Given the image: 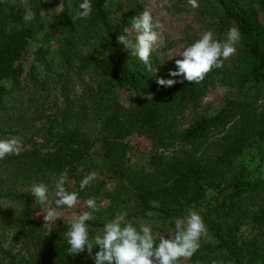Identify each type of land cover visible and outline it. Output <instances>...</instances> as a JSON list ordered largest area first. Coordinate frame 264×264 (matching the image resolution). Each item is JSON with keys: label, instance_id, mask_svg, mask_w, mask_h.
Segmentation results:
<instances>
[{"label": "trees", "instance_id": "trees-1", "mask_svg": "<svg viewBox=\"0 0 264 264\" xmlns=\"http://www.w3.org/2000/svg\"><path fill=\"white\" fill-rule=\"evenodd\" d=\"M81 2L0 0V140L17 137L24 146L0 159V264H95L94 237L117 215L137 227L158 222L162 227L152 232L171 237L176 220L191 210L202 216L207 235L181 261L264 264V0H198L194 12L214 38L223 42L231 27L241 34L230 61L199 84L170 76L175 60L154 51L157 71L147 70L118 42L143 11L137 0L120 7L91 0L92 12L82 20L76 18ZM53 5L48 25L44 12ZM28 58L43 66L44 77L36 64L25 72ZM158 78L177 83L160 86ZM216 86L232 88V97L201 111L205 93ZM123 87L133 92L131 107L119 100ZM134 135L151 144L142 165L131 162ZM93 171L97 179L80 190ZM64 172L66 189L79 193L77 215L88 210L90 197L99 206L96 219L86 222L91 255L69 251L73 217L46 224L37 217L46 206L36 203L31 186L45 183L52 199L54 178Z\"/></svg>", "mask_w": 264, "mask_h": 264}, {"label": "clouds", "instance_id": "clouds-1", "mask_svg": "<svg viewBox=\"0 0 264 264\" xmlns=\"http://www.w3.org/2000/svg\"><path fill=\"white\" fill-rule=\"evenodd\" d=\"M156 0H151L149 6L131 21L130 27L123 28V34L117 37L120 44L131 56L137 57L143 62L146 69L156 72L150 63V54L154 45L162 42L160 33L163 26L154 22L152 7ZM168 0H164L167 4ZM107 0H105V5ZM192 8L199 7L198 0H188ZM77 19L88 18L92 12L91 0H82L78 6ZM32 19L31 14L24 16L26 22ZM157 29L160 31L158 32ZM241 34L237 27H231L226 39L221 42L214 38L212 30L205 32L202 37L184 48L179 54L182 59L175 61L176 71H170L172 77H183L189 83L199 84L214 68H222L224 61L236 53V44L240 41ZM177 83L174 79L158 78L157 84L172 87ZM22 141L17 137H9L0 140V159L7 155H19L22 150ZM97 179L95 171L86 175L80 182V190H84L91 182ZM69 182L67 172L54 178V192L52 199L49 197V188L45 183L33 184L30 188L31 195L36 203L47 207L43 219L46 223H54L60 219L59 208L67 206L72 209L79 204V193L68 191L65 184ZM110 189L111 183L107 185ZM53 202L55 206L53 207ZM87 211L75 215L66 232L69 251L74 255L87 249L89 255L93 250V242L89 237L86 222L96 219L94 213L99 211L95 197L84 201ZM123 223V226H122ZM207 235V228L202 216L195 210H191L185 219H177L175 233L166 238L164 234L158 237L153 235L149 223L141 222L139 227L132 222H124L123 215H117L111 221L105 223L102 234L94 237L95 245L99 251L95 254V264H180L181 260H189L199 250L202 237ZM213 264H217L213 261Z\"/></svg>", "mask_w": 264, "mask_h": 264}, {"label": "rangeland", "instance_id": "rangeland-1", "mask_svg": "<svg viewBox=\"0 0 264 264\" xmlns=\"http://www.w3.org/2000/svg\"><path fill=\"white\" fill-rule=\"evenodd\" d=\"M141 5V9L144 10L146 6H149L151 0H137ZM113 7H120L123 4V0H111ZM57 6L53 5L45 10V20L48 25H52L55 20ZM152 13L154 22H159L163 26V31L160 33L162 42H159L157 45H154L153 50L160 57L169 60L182 59L179 54L192 44L191 39L194 36L202 37V35L207 32L205 23L197 18L194 8L189 4L174 2L168 0L167 4H164V0H156L155 6L152 7ZM129 23L126 27H130ZM159 32L160 30L157 29ZM232 55L229 59L225 60V63H228L233 57ZM31 64H36V75L40 78L46 75V70L42 65L35 63L31 58L25 62V72L28 71V68ZM85 80V77H83ZM264 90V86L261 88ZM233 89L226 86H216L209 89L204 97L202 104L200 105L201 111L212 112L222 105V101L225 97H232ZM119 100L126 107H131L134 103V95L132 90L128 87H123L119 90ZM263 98H261V93H259V98L257 103H262ZM12 99L8 100V105H11ZM129 142L133 146V151L131 153V162L135 165H142L148 159V151L151 147L150 142L144 137L132 136L129 138ZM24 147V146H23ZM22 147V148H23ZM264 149V146L261 145V151ZM249 165L254 164V160L251 158H245ZM256 163V161H255ZM261 167H264V159H261ZM105 201V199H104ZM7 204H3L2 207H6ZM82 208L81 204H78L72 209L63 208L58 209L61 213V217H74L77 215V211ZM47 207H45L37 217L43 219V215L46 213ZM60 217V218H61ZM44 220V219H43ZM150 227L160 226L161 224L155 221L148 222ZM153 234L158 237L159 234H164L166 237L170 236L169 232L166 230H154ZM180 264H186V262L181 261Z\"/></svg>", "mask_w": 264, "mask_h": 264}]
</instances>
